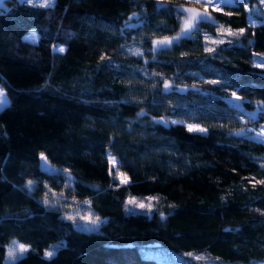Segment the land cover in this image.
Masks as SVG:
<instances>
[{"label":"trees","instance_id":"1","mask_svg":"<svg viewBox=\"0 0 264 264\" xmlns=\"http://www.w3.org/2000/svg\"><path fill=\"white\" fill-rule=\"evenodd\" d=\"M3 1L0 264L12 240L29 250L9 264H264V0L209 7L156 48L199 5ZM74 207L104 220L78 229Z\"/></svg>","mask_w":264,"mask_h":264},{"label":"rangeland","instance_id":"2","mask_svg":"<svg viewBox=\"0 0 264 264\" xmlns=\"http://www.w3.org/2000/svg\"><path fill=\"white\" fill-rule=\"evenodd\" d=\"M19 2H22V3H27V4H30L28 2V0H18ZM192 2H194V4H197L199 6H196V5H180L178 6L177 8L183 12V17H182V21H181V27H182V23L185 19L188 18V16L190 15L188 12H185L184 9L185 8H193V9H196L197 11L199 12H204L205 10H207V8L211 7V8H220L221 5L225 2H228V0H212V3L210 4H206L204 3V0H200V2H197V0H191ZM40 2L41 0H33V3H31L32 5H37V6H40ZM4 5V1L3 0H0V10H1V7H3ZM248 21L251 23V24H255V20L252 18V16L250 15L248 17ZM181 27H180V31L179 33H181ZM35 33L36 36L35 38L37 39V33L35 32V30H31L29 31L27 34H25V39L27 40H30V41H34L35 39H32L30 37V34L31 33ZM189 32V31H188ZM188 32L186 33H181L179 36L176 35V36H168V38H174V37H177L176 39H178L179 37L183 36V35H186ZM165 37L163 38H160V39H156L154 41H158V40H162L164 39ZM176 39H173L172 41H175ZM171 41V42H172ZM169 44V43H168ZM164 45H167V44H162V45H154L153 46L156 48V47H159V46H164ZM253 63L258 66L259 68H262L264 69V58L261 54H258V53H254V59H253ZM171 85H169L168 87H170ZM179 89H182V88H179ZM8 102V98L7 96L5 95L4 93V90L2 89V87L0 86V109L5 105L7 104ZM252 117L254 116L251 115ZM262 129H264V122L262 123V125L257 128V129H254V136L257 138V139H261V140H264V133H262ZM44 156V155H43ZM39 165L42 169H45V170H49V171H54L56 168L55 166L51 165L47 160L46 158L44 157L43 159L41 158V154H40V162H39ZM120 179H122V177H119ZM151 197V196H148V197H145V196H142V197H138V196H134L133 198H135V201H136V209H131V210H134V211H138V210H144V208H140L137 206L138 203L142 202V203H146V202H149L150 200H148V198ZM161 197V196H159ZM158 197V198H159ZM132 206L134 207V203H130L129 207ZM75 211H76V214L77 215H73L72 214V211L73 209H71L67 214H70V216H65L67 219L71 220V222L74 224V226L78 229H84V230H94V229H97L98 228V225L100 224L101 221H103L104 219L102 218H99V222L98 224L96 225H92L89 223V220L90 219H94V218H91V215H90V212L92 213L91 210H86V209H77L76 207H74ZM90 211V212H89ZM71 217V218H70ZM12 241H17V240H12ZM12 241L8 244V247L11 245ZM19 242V241H17ZM21 244H24L22 242H19ZM26 245V244H25ZM28 246V245H27ZM7 247V248H8ZM45 251H52L54 253V247H49L47 249L44 250L43 252V255L45 253ZM7 253H8V249H7ZM24 254V253H23ZM45 256V255H44ZM14 260H10L8 259V256L6 254V258H5V264H9V263H12Z\"/></svg>","mask_w":264,"mask_h":264},{"label":"snow or ice","instance_id":"3","mask_svg":"<svg viewBox=\"0 0 264 264\" xmlns=\"http://www.w3.org/2000/svg\"><path fill=\"white\" fill-rule=\"evenodd\" d=\"M28 2L31 4V3H33V0H28ZM197 2H200V0H197ZM204 3L210 4V3H212V0H204ZM53 4H54V0H41V2H40V6L41 7H51V6H53ZM184 11L188 12L190 15L188 16L187 19H185L183 21L182 27H181V33L188 32L189 30L194 28L196 26V24L199 21H201V20L211 19V17L209 16V14L207 13L206 10L204 12H199L196 9H193V8H185ZM239 31H240V33H243L244 29H240ZM181 33H178L177 35L179 36ZM230 34L236 35L237 33H230ZM35 36H36V34L34 32L30 34V37L32 39H35ZM176 38L177 37H174V38L165 37L162 40L153 41V44L154 45L168 44V43H171V41L173 39H176ZM205 38L208 39L207 36ZM218 42H222V41H218ZM59 51L60 52H64L65 49L63 47H60ZM208 51H211V49H208ZM101 58L103 59V57H101ZM210 83H218V82L217 81H210ZM168 86H169L168 82H165V88H167ZM231 95L233 97H235L237 100L240 99V97L236 96L235 92H233ZM258 103H264V102H258ZM172 123H177V121H172ZM187 127H188L189 131H200V132H206L207 131V129L202 128L199 125H188ZM262 133H264V129H262ZM41 158L42 159L44 158L43 154H41ZM127 182H128L127 178L126 177H122L121 183H127ZM28 183H29V185H31L32 182L29 181ZM257 183H264V180L257 181ZM152 199H155V198H153V197H149L148 198V200H152ZM45 203L46 204L48 203L47 199H45ZM128 203H136L135 198H131L128 201ZM137 206L140 207V208H145V207H148L149 209L151 208V204L150 203L149 204H144V203L140 202V203L137 204ZM161 215L163 216V214H161ZM98 222H99V217H96L94 219H90L89 220V223L92 224V225H96V224H98ZM28 250H29V246H27L25 244H21V243H19L17 241H12L11 245L8 247V253H7L8 259L16 260L20 256H22L23 253L27 252ZM53 254L54 253L52 251H45V253H44V255L46 257H51ZM187 255L191 256L192 253H188ZM195 258L198 259V260L205 259V257L203 255L197 256Z\"/></svg>","mask_w":264,"mask_h":264}]
</instances>
